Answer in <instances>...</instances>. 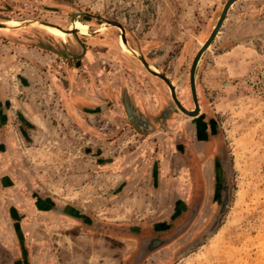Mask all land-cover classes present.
<instances>
[{
  "label": "rangeland",
  "instance_id": "rangeland-1",
  "mask_svg": "<svg viewBox=\"0 0 264 264\" xmlns=\"http://www.w3.org/2000/svg\"><path fill=\"white\" fill-rule=\"evenodd\" d=\"M226 2L0 0L22 23L0 28V264H135L197 207L140 264H264V0L234 4L203 54L196 116L109 23L195 110L191 66ZM77 16L83 35L34 24Z\"/></svg>",
  "mask_w": 264,
  "mask_h": 264
},
{
  "label": "water",
  "instance_id": "water-1",
  "mask_svg": "<svg viewBox=\"0 0 264 264\" xmlns=\"http://www.w3.org/2000/svg\"><path fill=\"white\" fill-rule=\"evenodd\" d=\"M238 1L240 0H227V2L224 4L222 11L219 15V18L211 32V34L209 35V37L206 39V41L204 42V44L201 46V48L198 50V52L196 53L192 66H191V71H190V80H191V88H192V92H193V97L195 100V104H196V108L195 110H187L178 100V97L176 95V89L173 85V83L171 82V80L163 73L159 72V71H155L151 68L150 64L148 63V61L143 57V56H139L138 54L136 56H138L142 62L144 63L145 67L154 75L156 76H160V78H162L163 80L166 81V83L170 86L171 88V92H172V96L174 98V100L176 101L177 105L179 106V108L181 110H183V112H185L186 114L195 116L197 114H199L200 111V105L198 102V96H197V91H196V72H197V68L199 65V62L203 56V54L206 52V50L211 46V44L215 41V39L218 36V32H220L224 22L227 19V16L229 14L230 9L234 6V4H236ZM110 24L113 25H117L120 28H122V30L124 31V36L123 39L124 41H126L128 43V41L126 40V36H125V28L124 26L118 22V21H109ZM5 24H3V22H0V27L3 26ZM12 28H14L13 26H11ZM71 32L77 34L78 30H71ZM127 113L129 116V119L131 121V123L134 125V127L140 131L142 130H152L153 129V125L149 122V120L141 113H139L138 111H136L132 105H130V103L127 101ZM173 108L169 107L167 108L164 113L162 114V121L163 119H165L171 112ZM230 201V192L229 189L226 190V193L223 197V201L221 204V207L218 211V214L216 216V220L212 226V228L209 230L211 232H213L215 230V228L217 227V223L218 220L220 219V217L222 216V214H224L226 212V209L228 207ZM194 210L191 212L188 220H186V222L184 224H182L180 227H178L174 233L170 236H166V237H159V236H151V237H146V238H141V245L139 248V253L137 255V258L135 259V264H140L150 253L156 251L157 249H159L160 247L168 244L169 242H171L172 240H174L175 238H177L182 232H184L188 226L191 224V222L193 221V219L195 218L196 214L198 213V207L197 208H193Z\"/></svg>",
  "mask_w": 264,
  "mask_h": 264
},
{
  "label": "bare ground",
  "instance_id": "bare-ground-1",
  "mask_svg": "<svg viewBox=\"0 0 264 264\" xmlns=\"http://www.w3.org/2000/svg\"><path fill=\"white\" fill-rule=\"evenodd\" d=\"M79 19V16H77L76 18H75V20L72 22V24H71V26L69 27V28H67V29H64V28H62L61 26H59V25H56V24H52V23H44V22H37V21H35V23L34 24H39V25H42V26H44V27H46V28H48V27H50V30L53 32V33H55L56 35H58V36H62L63 35V31H64V34L65 35H68V34H73V32H71V30H78V33L79 34H82L81 32H79V24H80V21L78 20ZM7 21H9V22H7ZM7 21H5V22H3V24H5V25H3V26H1L0 28H5V29H8V28H11L12 29V27L11 26H13V27H17V26H20L22 23L21 22H16V21H10V20H7ZM106 22V21H105ZM108 22V21H107ZM60 29V30H59ZM80 30H82L81 28H80ZM120 30H121V32H120V36H121V39H122V44H123V46L126 48L125 50H127L128 52H130L131 54H133V55H137L138 54V52H136L134 49H132L130 46H129V44L126 42V41H124V39H123V36H124V31L122 30V28H120ZM84 33V32H83ZM83 35V34H82ZM204 44V43H203ZM152 68V67H151ZM153 69V68H152ZM154 70V69H153ZM155 71H158V70H155ZM200 113V112H199ZM198 115V114H197ZM196 116V115H195Z\"/></svg>",
  "mask_w": 264,
  "mask_h": 264
},
{
  "label": "flooded vegetation",
  "instance_id": "flooded-vegetation-1",
  "mask_svg": "<svg viewBox=\"0 0 264 264\" xmlns=\"http://www.w3.org/2000/svg\"><path fill=\"white\" fill-rule=\"evenodd\" d=\"M64 42H65V41H64ZM67 42H68V41H67ZM199 114H200V113H199ZM199 114H198V115H199ZM220 150H221V149H219L218 152H220ZM191 157H192V156H191ZM220 157H221V155H220ZM221 158H222V157H221ZM223 161H224V159H222V162H223ZM222 164H223L222 166L225 167V166H224L225 163H222ZM184 174H185V176H186V173H184ZM186 177H187V176H186Z\"/></svg>",
  "mask_w": 264,
  "mask_h": 264
},
{
  "label": "crops",
  "instance_id": "crops-1",
  "mask_svg": "<svg viewBox=\"0 0 264 264\" xmlns=\"http://www.w3.org/2000/svg\"><path fill=\"white\" fill-rule=\"evenodd\" d=\"M238 3V2H237ZM230 11H231V9H230ZM230 11H229V14L228 15H230ZM228 19V18H227ZM227 19H226V21H227ZM226 21H225V23H226ZM1 218V217H0ZM8 219V218H7Z\"/></svg>",
  "mask_w": 264,
  "mask_h": 264
}]
</instances>
